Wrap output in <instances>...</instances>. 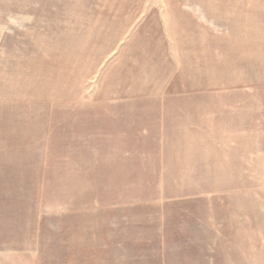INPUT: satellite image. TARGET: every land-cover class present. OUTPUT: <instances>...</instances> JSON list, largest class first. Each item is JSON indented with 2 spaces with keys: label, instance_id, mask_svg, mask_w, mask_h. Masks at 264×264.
<instances>
[{
  "label": "rangeland",
  "instance_id": "374dc122",
  "mask_svg": "<svg viewBox=\"0 0 264 264\" xmlns=\"http://www.w3.org/2000/svg\"><path fill=\"white\" fill-rule=\"evenodd\" d=\"M0 264H264V0H0Z\"/></svg>",
  "mask_w": 264,
  "mask_h": 264
}]
</instances>
